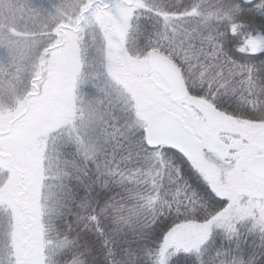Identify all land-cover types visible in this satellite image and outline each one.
I'll use <instances>...</instances> for the list:
<instances>
[{
	"label": "snow or ice",
	"instance_id": "6c2138e0",
	"mask_svg": "<svg viewBox=\"0 0 264 264\" xmlns=\"http://www.w3.org/2000/svg\"><path fill=\"white\" fill-rule=\"evenodd\" d=\"M18 12L0 18V264H264V0Z\"/></svg>",
	"mask_w": 264,
	"mask_h": 264
},
{
	"label": "trees",
	"instance_id": "16d2710c",
	"mask_svg": "<svg viewBox=\"0 0 264 264\" xmlns=\"http://www.w3.org/2000/svg\"><path fill=\"white\" fill-rule=\"evenodd\" d=\"M1 1L5 2L6 5H7V8L11 11H13V16L12 18L10 19V21L12 22H16L18 21V16L16 15V12L18 11V7L20 5H26L28 3V0H0V5H1ZM10 2V3H9ZM22 2L24 4H22ZM14 4V5H13ZM18 5V7H16ZM246 24H253V20L250 18L248 20L245 21ZM0 215H3L2 212H0ZM45 223H47V218H45Z\"/></svg>",
	"mask_w": 264,
	"mask_h": 264
},
{
	"label": "rangeland",
	"instance_id": "374dc122",
	"mask_svg": "<svg viewBox=\"0 0 264 264\" xmlns=\"http://www.w3.org/2000/svg\"><path fill=\"white\" fill-rule=\"evenodd\" d=\"M10 3V2H9ZM22 4H24L23 2H22ZM14 5V4H13ZM16 7H18V5L16 6ZM19 8V7H18ZM14 14H13V11H11V10H9L8 8H7V5H6V3L5 2H3V1H1V5H0V18H4V17H7L9 20L12 18V16H13ZM16 15L19 17V12L17 11L16 12ZM19 21H16L15 23H18ZM42 239H43V236H41L40 238H38L37 239V241H36V244H37V246L40 244V243H42Z\"/></svg>",
	"mask_w": 264,
	"mask_h": 264
}]
</instances>
